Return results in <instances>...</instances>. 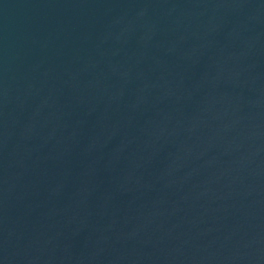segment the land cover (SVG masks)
Here are the masks:
<instances>
[{
  "label": "water",
  "instance_id": "obj_1",
  "mask_svg": "<svg viewBox=\"0 0 264 264\" xmlns=\"http://www.w3.org/2000/svg\"><path fill=\"white\" fill-rule=\"evenodd\" d=\"M0 264H264V0H0Z\"/></svg>",
  "mask_w": 264,
  "mask_h": 264
}]
</instances>
